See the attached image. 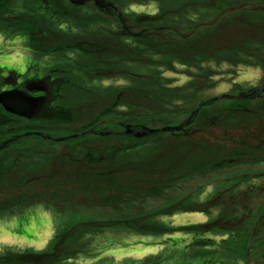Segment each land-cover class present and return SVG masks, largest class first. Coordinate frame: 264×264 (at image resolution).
Instances as JSON below:
<instances>
[{"label":"trees","instance_id":"1","mask_svg":"<svg viewBox=\"0 0 264 264\" xmlns=\"http://www.w3.org/2000/svg\"><path fill=\"white\" fill-rule=\"evenodd\" d=\"M64 1L0 0V34L7 40L23 43L31 54L22 75L15 69H0V95L6 96L4 101L9 108L23 115L8 112L0 105V145L6 139L10 140L0 149V155L8 153L9 147L19 141L22 133L19 119L43 127L42 136L30 129L25 131L35 139L59 144L84 143L88 138L98 144L104 138L96 131L103 125L105 129L120 130L121 133L125 127L158 130L187 123L201 102L203 107L191 123L194 125L186 126L180 132L134 138L153 140L154 144L147 148L137 144L134 147L127 145L123 152L98 149L99 153L87 154L82 163L94 161V164L83 165L78 161L82 172L71 174L61 167L64 170L30 176L27 180L11 171L20 159L13 163L0 160V216L14 209L21 210L36 198H31V193L26 194L25 190L31 189L32 194H36L34 188L41 190L43 186V190L46 183L50 184L51 195L40 194V198L45 196L43 199L48 203L52 200L62 204L72 201L74 196L76 199L91 197L87 206L112 211L100 217L87 214L86 208L84 211H64L63 228L53 235L44 250L15 252L12 247L6 248L0 254V264H63L81 256L95 258L97 247L86 242H94L97 236L102 237L104 246H110V241L119 236H122L121 240L125 236L148 239L175 233L185 236L174 237L176 241L169 245L174 249L149 257L148 262L126 259L121 264H263L264 182L260 185L255 182L264 179V172L247 179V170L237 171L223 179L205 200L201 199L205 189L201 188L199 194L194 192L191 196L198 200L191 201L190 196L182 199L171 196L169 188L175 184L172 189H176L194 176L264 164V94L251 101L239 102L229 96L249 92V88L233 83L228 96L204 97L218 84L216 76L224 66L235 70L259 68L264 79V0H145L156 2L159 13L148 16L129 11L117 19L119 40H113V45L110 39L108 47H99L92 52L96 79L87 76L91 68L87 64L85 67L84 63V66L77 63L63 66L53 61L46 68L40 64L47 55V36L64 33L68 25L71 30V26L84 30L88 25L100 26L108 29L110 35V30L115 29L113 24L105 25L107 21L100 22L85 14L83 7L90 0L75 5L70 1L72 12L63 9ZM108 1L122 11L127 0H95L99 13L113 10L109 9ZM141 1L129 0V3L141 4ZM109 33L106 38L110 37ZM103 39L104 44L109 40ZM69 50L80 54L83 62H89L90 49L81 43L77 46L73 43ZM177 65L188 72L187 82L182 86H175V81L165 77L166 71ZM116 79L128 82L129 86L121 93L113 87L105 88L104 92L91 85L93 81ZM65 90L75 93L78 100L71 99ZM104 93L107 97L112 93L119 97L120 117L115 112L109 114L114 116L110 123L108 120L95 121L81 132H61L65 122L77 119L72 105L76 103L79 108V99L85 96L89 98L84 101L88 103L89 112L96 105L109 109ZM17 94L29 101L14 96ZM252 103H258V106L253 109L249 106ZM179 104L183 106L177 107ZM191 127L193 130L190 131ZM90 131L93 133L88 134ZM180 134H185L189 140L168 152L161 148L164 139ZM120 138L123 139L114 136L112 140L121 142L118 141ZM127 138L122 141L130 143L133 139ZM193 142L198 146L195 150ZM27 157L30 159L23 164L25 169L33 162L36 165L42 163L39 158ZM18 165L21 167V162ZM18 197L21 201H9ZM150 199L163 204L148 213L139 203ZM122 207L130 208L127 209L129 214L121 213ZM184 213H201L208 219L206 223L180 227L159 221L162 216ZM25 220H19L17 226L27 223ZM15 232L22 233L17 227ZM186 238L193 243L180 250Z\"/></svg>","mask_w":264,"mask_h":264},{"label":"rangeland","instance_id":"2","mask_svg":"<svg viewBox=\"0 0 264 264\" xmlns=\"http://www.w3.org/2000/svg\"><path fill=\"white\" fill-rule=\"evenodd\" d=\"M70 1H75V0H69V1L65 0L64 4L63 3L62 4H63V9H67L69 12H72L73 9L71 7L72 4L70 3ZM90 1L91 2L86 3V6L83 7V11L86 10L85 14L90 17H95L99 19L100 22L101 20L107 21V23H104L105 25L113 24L115 29L110 30L112 31V34L110 35V33L108 32V29L100 27V26L88 25L86 30L80 29V28H74L73 26H71L72 28L71 30L68 25V27L65 28L66 30L64 33H55L54 35L47 36L46 39L49 45L48 49L50 50L48 49L45 50V53H47V55L45 54L46 57L41 59L40 61V64L42 67L46 68L52 65L51 62L53 61H56L58 65H63V66H67V64L74 65L75 63H77L80 66H84L85 64H87L89 65L88 68L89 69L91 68V71L89 70L90 72L87 75L90 78L94 74V71H95L94 67H96V65L91 63V61H93L92 52L93 51L96 52V50H98L99 47H103V46L108 47L109 45L108 41H110V39L113 42V45H115L114 41L119 40L121 36L118 35V33L120 32L118 20L122 18V16L124 15L123 13L129 14L127 12L133 11L134 13H136L135 15H142V14L147 15L148 14V16L157 15L159 13L157 4L154 1L147 2L145 0H142L141 4H131V2L129 3V0H127L126 3L123 4L125 6L124 8H122V11L121 10L119 11V9L114 5L112 1H111L112 3L108 1L110 3L107 2L108 4L107 3L106 4L109 6V9H113L115 13H113V10L112 11L109 10V12L105 14L98 12L99 9H96L95 0H90ZM107 33H109L110 35L109 38L105 37V35H108ZM103 38L109 39V40H106V43L104 44L101 42L102 40H104ZM65 40H67L68 42H66ZM73 43L76 44V46H77V43H81V46L90 49L91 57L89 59V62L88 60L87 62L86 61L83 62L80 54L75 53L74 51L71 52V50H69V49H72ZM86 51H88V49ZM85 52L83 54H85ZM30 56L31 54L29 53L28 49L26 48V46H24L23 43L19 41H15V40H7L5 39L4 36L0 34V69L1 68H7L11 70L15 69L16 71H18L20 75H22L26 71V65L30 62V58H31ZM187 74L188 72L186 68H183L177 65L171 71H166L165 77L171 78L173 82L175 81V84H174L175 86H182L186 84L187 82ZM92 78L96 79L95 76H93ZM216 80L219 81L218 84L216 85L215 88L211 89V91L208 92V94L204 96L205 98H208L207 95H209V97L211 98L216 97L215 99H217L219 96L223 94L228 96V94L231 93L232 91L233 83H238L240 85H245L246 87H248L249 92L234 93V96L230 95L229 97L231 99H236L239 102H245L248 100H245V101L239 100L237 99V96L239 94H242L244 96L249 93L252 94L253 92H255V90L259 89L261 86H264V79L262 77V71L259 68H255V67L254 68L243 67V68H239L238 70H235L233 68L231 69L229 67L224 66L219 69L218 75L216 76ZM93 82L94 84L92 83L91 85L92 87H95V89L98 86L100 89L104 91L105 88L113 87L115 91H118V93L123 92V89H126V87L129 86L128 82H126L125 80H121V79L101 80L100 82H97V81H93ZM65 92L74 101L78 100L75 93L73 94L71 92H67L66 90ZM111 95H112L111 97H107L106 93H104V96H103L107 98L108 100L107 102H105V105L108 103L110 104L109 109H105L104 108L105 106H102L100 108L99 105H96L95 109L91 112H89V109L87 107L88 103L84 102L85 100H89V98L85 96L82 99H79V102H78L79 108L77 107L76 103L72 105L74 112L77 113L75 116L77 117V119L74 120L73 118H71L69 122H65L64 123L65 125L61 126V132H63L64 130L69 131V132L70 131L81 132L82 130L89 128L92 122H95V121H100L101 123H103L108 120V122L110 123L113 121L112 118L114 116L111 117L109 116V114H113L115 112L119 113V117H120L122 113V109L118 108V106L120 105L119 97L114 95L113 93ZM201 105L200 106L203 107V104ZM176 106L179 107L183 105L179 104ZM249 106H251L254 109L256 106H258V103L256 104L252 103ZM105 112L106 114H108L107 116H105ZM103 114L104 116H102ZM194 118L192 119V122ZM114 121H117L120 123L118 119H114ZM19 123L21 125L20 128H21L22 133L20 134L18 139L15 138L19 141L16 142L14 146L9 147L10 148L9 150L7 149L8 153L6 152L5 154H1L0 160H3V162H6V163L7 162L13 163V162H16V160L20 159L19 162H17L16 164L17 167H13L11 171L13 174L14 173L19 174L21 178H24L27 180L30 178V176L32 177L38 176L39 174L49 175L51 172L57 173L60 169H62L61 167L66 168V170H68V172L71 174L74 172H82V168L80 164L86 165L88 163V162H85V164L82 163L84 159H86V155L89 153L93 154V152L99 153L97 152L98 149H100L102 152L105 151L104 149L110 152L109 149L114 150V151L115 149H119L121 151L127 145H131L132 147H134L137 144H140V145L143 144L144 148H147L148 145L154 144L153 140H145V139L134 140V138L129 140L130 143H126V141H122V140L128 139L127 136L125 137L122 136L125 130L121 133L120 130L105 129L103 128L104 125L100 127L98 131H96L97 132L96 134L98 135V132H106V133H112L114 135H109V134L104 135L103 137H101L104 139L99 140L98 144L96 143L95 140L91 141L88 138H85L84 143L83 142L81 143H78V142L68 143L67 142V143L51 144V142L49 141L45 142L39 139H35V137L33 138V136H31L29 131L25 132L27 129H30L31 131H34L36 134L38 133L40 136H42L41 134H44V133L42 131L43 127L41 125L39 124L34 125L28 122L27 120H21V119H19ZM119 123H117L118 126H119ZM178 126H172V127H178ZM152 128L157 129L154 127ZM185 128L187 127L185 126ZM191 129L192 127L190 128V131ZM180 131H176V132H180ZM1 132L2 131H0V133ZM92 133L93 131L88 134H92ZM170 133H174V132H170ZM83 135H86V134H83ZM59 136H61V134ZM114 136L123 137V139L120 138L118 139V141H121V142H117L116 139L112 140V137ZM129 138H132V137H129ZM168 138L170 139H164L163 144H161V148H163V150H166V152L170 151V149L177 148L179 145H181L183 141H185L186 143L187 142L186 140H189V138H187L185 134L183 135L180 134V135H177L176 137H172V138L168 137ZM7 141H10V140L6 139L4 142H7ZM196 147H198L197 144L193 142V149L194 150L197 149ZM201 148L203 149V146ZM29 155L34 157V159L39 158L40 162L42 163L36 165L33 162V164H30L29 168L25 169L23 164L27 162L28 159H30L27 157ZM78 161L80 162V164H77ZM20 162H21V167H19L20 165H18V163ZM88 164H94V161ZM246 170L248 172V176L246 175L245 177H247L248 179L250 177L255 176L256 174H259L260 172H264V164L254 165L253 167H248V168H244V167H241L239 169L229 168V169H226V171L224 172L215 173L214 175L212 174V175H204V176H194L193 178L187 181L184 180L182 184H180L176 189H172V187L175 185V184H172L171 187L169 188L170 190L169 193L171 192L170 193L171 196L174 195L177 199L178 198L182 199L183 197L190 196L191 197L190 200L194 201V199L198 200V198L196 197L193 198L191 195H194V192H198L199 194L200 193L199 191L202 188V189H205V194L203 195V197H201V199L205 200V198L209 196L211 191H213V189H215L216 186H218L221 183V181H223V179L232 175L233 173H237V171H246ZM262 182H264V179H259V181L255 183L257 185H260ZM48 186H50V184L46 183L43 190H42L43 186L41 187V190L40 188H34V191L36 192V194L35 193L32 194L31 189L29 190V192L26 189L25 190L26 194L31 193L32 195L29 194L31 198H33L34 196L36 197L35 199H33L34 201L31 199V201L27 202V205L25 207H22L21 210L14 209L12 212L7 213V215L0 216V239L2 241L15 237L13 231H10L8 228L11 227L13 229L14 225L19 220L27 219V221L25 220L27 223H20L18 226H16L17 230H21L24 233V237H26L24 246L12 248L13 251L20 252L25 249H28V250L32 249L34 251L44 250L46 246L48 245V241H49L48 240L46 244L44 245L42 243L44 238L49 236L50 235L49 233H51L52 231L54 232L53 235H55L57 231H60L63 228L64 211L68 213L69 210L71 211L75 209L83 210L84 208H86L84 210L88 211L87 214L91 213L95 217L96 216L100 217L102 215H107L109 213H112V211L108 209L104 211V209L96 207V206L95 207L87 206L86 202H90L89 200H91V197L90 198L84 197V199H79V198L76 199L77 196H74V199L72 201H64L62 202V204H58L57 201H52V200L49 201L48 203L47 201H45V199H43L45 198V196L43 198H40V194H46V195L50 194L51 195L52 189H50ZM242 188H245V186H243ZM9 201L12 203L18 202V201H21V197H18L15 199L11 198L9 199ZM198 202L201 203L204 201H198ZM23 203H26V201H23ZM161 203H159L158 200L155 201V200L150 199L148 201L147 200L142 201L139 204H142L143 207H146L145 210L149 211L148 213H151V211H154L158 209L159 207H161L160 206ZM127 209H130V208L122 207L120 209V212L127 215L130 212V210L128 211ZM21 216H24L23 217L24 219H21ZM207 219L208 217L201 213H195V214L184 213V214H174L173 216H162L159 219V221L171 227H180L184 225H195L199 223H206ZM11 232L13 233L12 237L10 236ZM32 235L34 237L33 241L28 240V237H31ZM183 236L185 235H182L180 233H175L174 235H165V236L163 235V237L162 236H156V237L152 236L148 238L149 240L146 237L133 238L131 236L130 237L125 236L126 238L121 240L122 236H119V237L113 238L112 241H110L112 245L113 244L115 245L113 247L112 245L104 246L102 242L104 240H102V237L97 236L96 238L93 239L94 242H91V243L86 242L91 247H92V244L94 247L95 246L97 247L96 252H98V255L95 258H85L81 256V257L76 258L73 261H68L63 264H86L85 261L87 260H88V263L90 264H94V263L95 264H121L126 259L129 261L131 260L133 261L144 260L145 261L146 260V262H148L147 260H149V257L151 258L155 255H158L159 253L163 251H168L167 249L169 250L174 249L173 247L169 246V245H172V243L176 241L174 240V237L181 238ZM15 242L19 243L17 241H14L13 244H15ZM188 242H189L188 239L185 240V242L182 243L183 245L182 246L180 245L181 246L180 250H182L185 247V245L188 244ZM190 242L193 243V241L191 240ZM27 243L30 245H27ZM99 243L103 245H99ZM155 243H161L160 246L166 247V248L162 249L160 247L161 250L157 251V249L155 248L156 247ZM5 249L6 248L4 247L3 248L0 247V254L3 253ZM198 249L199 248H196V250ZM184 258H186V255H184Z\"/></svg>","mask_w":264,"mask_h":264},{"label":"water","instance_id":"3","mask_svg":"<svg viewBox=\"0 0 264 264\" xmlns=\"http://www.w3.org/2000/svg\"><path fill=\"white\" fill-rule=\"evenodd\" d=\"M83 0H75V1H72V3L75 5V4H79V3H82ZM250 94V93H249ZM246 94L245 96L242 95V94H239L237 96V99L239 100H248V101H251V100H254L256 99V97L260 96L261 94H264V86H261L259 89L255 90V92H253L252 94ZM16 97H20L22 99H26L29 101V99H27L26 97H23L21 95H14ZM5 97L4 95H0V105L2 107L5 108L6 111L8 112H11V113H18L15 109H11L9 108V106L7 105V103L4 101L5 100ZM202 106V105H201ZM199 106L194 112L193 114L191 115L190 119L187 121V123L185 124H181L180 126L178 127H169V128H163V129H151V128H144V127H141L139 129H136V130H131L129 129L128 127H125V132H123L122 136H127V137H132V138H142V137H147V136H155V135H158L159 133H164V132H176V131H180L181 129L185 128V126L191 124L192 122V119L196 116L195 114L198 112V110L200 109ZM18 114H21V113H18ZM22 115V114H21ZM23 116V115H22ZM106 134H109V135H114L112 133H106V132H98V136L99 137H103L104 135ZM8 142V141H7ZM7 142H4L7 143ZM4 144H2V148L4 146ZM262 262L264 264V252H263V255H262Z\"/></svg>","mask_w":264,"mask_h":264},{"label":"crops","instance_id":"4","mask_svg":"<svg viewBox=\"0 0 264 264\" xmlns=\"http://www.w3.org/2000/svg\"><path fill=\"white\" fill-rule=\"evenodd\" d=\"M19 222V221H18ZM18 222L14 225V227H13V229L10 227V228H8L10 231H13V233H14V235H15V237L13 238L12 236H13V233L11 232V234H10V236L12 237V238H9V239H7V240H1L0 239V247L1 248H9V247H12V248H15V247H19V246H24V243H25V238L26 237H24V233L22 232L21 234L19 233H16L15 232V230H16V226H17V224H18ZM10 233V232H9ZM50 235L49 236H47V237H45L44 238V240L42 241V243L45 245L46 244V242L48 241V240H50V238H52V236H53V234H54V232L52 231L51 233H49ZM184 237V236H183ZM33 239H34V237H33V235L31 236V237H28V240H31V241H33ZM188 238H186V240H187ZM189 240V239H188ZM14 241H17V242H19V243H16L15 242V244H13L14 243ZM189 242H190V240H189ZM188 242V243H189ZM29 243V242H28ZM27 243V245H30V244H28ZM42 244V245H43ZM160 245H156V249H157V251H159V250H161V248L163 249L164 247H161ZM156 251V252H157ZM85 263L86 264H90V263H88V260L87 261H85Z\"/></svg>","mask_w":264,"mask_h":264},{"label":"flooded vegetation","instance_id":"5","mask_svg":"<svg viewBox=\"0 0 264 264\" xmlns=\"http://www.w3.org/2000/svg\"><path fill=\"white\" fill-rule=\"evenodd\" d=\"M90 132H91V131H90ZM90 132H89V133H90ZM8 142H10V141H8ZM8 142H7V143H8ZM1 148H2V145H1L0 149H1Z\"/></svg>","mask_w":264,"mask_h":264}]
</instances>
